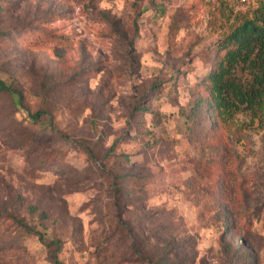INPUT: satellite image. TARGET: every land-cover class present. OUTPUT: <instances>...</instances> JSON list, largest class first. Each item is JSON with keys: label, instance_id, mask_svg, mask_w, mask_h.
<instances>
[{"label": "rangeland", "instance_id": "obj_1", "mask_svg": "<svg viewBox=\"0 0 264 264\" xmlns=\"http://www.w3.org/2000/svg\"><path fill=\"white\" fill-rule=\"evenodd\" d=\"M259 3L0 0V264H264V110L204 84Z\"/></svg>", "mask_w": 264, "mask_h": 264}, {"label": "trees", "instance_id": "obj_2", "mask_svg": "<svg viewBox=\"0 0 264 264\" xmlns=\"http://www.w3.org/2000/svg\"><path fill=\"white\" fill-rule=\"evenodd\" d=\"M204 84L221 122L229 123L244 111L258 115L264 110V0H260L251 15L237 18L219 41L215 60ZM0 92L10 94L15 104H21L22 93L1 77ZM43 115H46L44 111L29 114L34 121ZM52 245L59 246V243L53 242ZM158 246L159 256L155 259L148 257L147 263L176 264L171 257L179 258V247L174 253L170 242L164 241Z\"/></svg>", "mask_w": 264, "mask_h": 264}, {"label": "built area", "instance_id": "obj_3", "mask_svg": "<svg viewBox=\"0 0 264 264\" xmlns=\"http://www.w3.org/2000/svg\"><path fill=\"white\" fill-rule=\"evenodd\" d=\"M243 2H245L246 0H242Z\"/></svg>", "mask_w": 264, "mask_h": 264}]
</instances>
